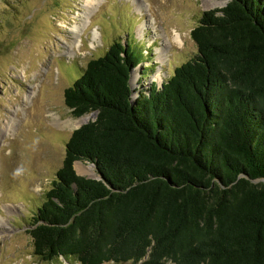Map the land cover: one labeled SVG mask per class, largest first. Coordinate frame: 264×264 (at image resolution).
I'll list each match as a JSON object with an SVG mask.
<instances>
[{"label": "trees", "instance_id": "trees-1", "mask_svg": "<svg viewBox=\"0 0 264 264\" xmlns=\"http://www.w3.org/2000/svg\"><path fill=\"white\" fill-rule=\"evenodd\" d=\"M191 37L195 56L135 98L142 57L120 42L65 88L73 116L96 117L31 216L41 259L264 264V0L203 11Z\"/></svg>", "mask_w": 264, "mask_h": 264}, {"label": "rangeland", "instance_id": "rangeland-1", "mask_svg": "<svg viewBox=\"0 0 264 264\" xmlns=\"http://www.w3.org/2000/svg\"><path fill=\"white\" fill-rule=\"evenodd\" d=\"M219 1L206 7L204 0H0V264H81L75 257L41 259L27 231L72 131L87 122L80 118H95L73 116L65 88L117 42L142 57L130 77L133 98L152 82L160 87L195 56L191 30L203 11L226 3ZM175 30L178 44L167 41ZM74 169L96 176L85 161Z\"/></svg>", "mask_w": 264, "mask_h": 264}, {"label": "bare ground", "instance_id": "bare-ground-1", "mask_svg": "<svg viewBox=\"0 0 264 264\" xmlns=\"http://www.w3.org/2000/svg\"><path fill=\"white\" fill-rule=\"evenodd\" d=\"M92 3H94V2H92V1H89V4H92ZM204 4H205V6L207 7V6H216V5H220L221 4V1H219V0H204ZM90 6V5H89ZM76 27V26H75ZM74 27V33H75V31H76V29H77V27L75 28ZM170 34V33H169ZM168 37V36H167ZM180 37H181V33L179 32V31H177V30H175L174 31V33H172V34H170L169 35V38H167V41L168 42H172V43H174V44H178L179 42H180ZM155 52L157 53V55L159 56V57H161L162 56V52H163V50H162V47L160 48V47H158L157 49H155ZM158 57V58H159ZM160 69L157 71V74L158 75H160ZM160 77V76H159ZM89 115H86V116H84V117H82V118H80V120H79V122H85V121H88V119H89Z\"/></svg>", "mask_w": 264, "mask_h": 264}, {"label": "water", "instance_id": "water-1", "mask_svg": "<svg viewBox=\"0 0 264 264\" xmlns=\"http://www.w3.org/2000/svg\"><path fill=\"white\" fill-rule=\"evenodd\" d=\"M226 3H227V0H226ZM226 3H225V5H226ZM225 5H224V6H225ZM93 114H94V116L96 117V113H93Z\"/></svg>", "mask_w": 264, "mask_h": 264}]
</instances>
